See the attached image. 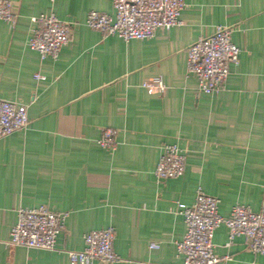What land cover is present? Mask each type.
I'll use <instances>...</instances> for the list:
<instances>
[{"label": "crops", "instance_id": "1", "mask_svg": "<svg viewBox=\"0 0 264 264\" xmlns=\"http://www.w3.org/2000/svg\"><path fill=\"white\" fill-rule=\"evenodd\" d=\"M8 1L16 22L0 21V100L24 105L29 124L0 139V264H69L84 234L108 227L114 264H182L177 205L191 206L199 188L223 217L236 205L264 206V0H184L180 26L129 42L84 25L89 12L113 16L111 0ZM50 13L70 41L41 61L27 46L31 19ZM218 26L232 30L240 54L212 96L187 75L186 50ZM152 77L163 93L141 87ZM105 129L115 131L113 150L96 143ZM166 144L183 151L184 173L157 182ZM40 205L67 213L54 250L7 246L17 210ZM212 241L218 264H264L245 239L228 244L224 226Z\"/></svg>", "mask_w": 264, "mask_h": 264}, {"label": "built area", "instance_id": "2", "mask_svg": "<svg viewBox=\"0 0 264 264\" xmlns=\"http://www.w3.org/2000/svg\"><path fill=\"white\" fill-rule=\"evenodd\" d=\"M113 16L89 12L84 25L103 38L117 37L124 42L150 38L158 30L180 26V14L186 7L184 0H111ZM0 21L15 26L16 14L12 3L0 0ZM34 24L27 41L30 50L40 60H56L61 49L70 41L69 26L53 13L41 14L31 19ZM230 28L218 26L211 36L198 38L186 50V73L194 75L199 92L217 95L224 90L231 65L239 63L240 49L231 41ZM35 80L43 79L39 74ZM141 87L153 94H161L165 84L161 77H152ZM29 124L26 107L17 102L0 100V139L24 131ZM97 145L106 150L116 146L115 131L105 129ZM185 156L176 144L162 146L154 170L157 182L177 179L184 173ZM218 199L204 194L199 188L191 206L177 205L176 213L182 216L185 234L175 243L182 264H218L214 254L213 234L224 226L228 231V244L235 239L246 240L253 254L264 255V206L258 212L236 205L228 217L218 213ZM67 213H55L45 205L36 208H19L17 221L11 228L7 246L52 251L58 235L65 229ZM83 249L67 252L69 264H114L120 261L113 250L114 229L108 227L84 234ZM150 249L157 245L151 244ZM228 260L229 258H224Z\"/></svg>", "mask_w": 264, "mask_h": 264}]
</instances>
